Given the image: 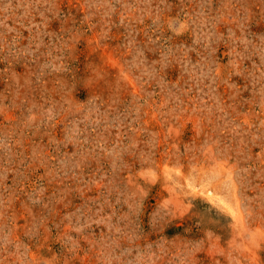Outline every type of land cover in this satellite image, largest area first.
Returning a JSON list of instances; mask_svg holds the SVG:
<instances>
[{
  "label": "rangeland",
  "instance_id": "rangeland-1",
  "mask_svg": "<svg viewBox=\"0 0 264 264\" xmlns=\"http://www.w3.org/2000/svg\"><path fill=\"white\" fill-rule=\"evenodd\" d=\"M0 264H264V0H0Z\"/></svg>",
  "mask_w": 264,
  "mask_h": 264
}]
</instances>
